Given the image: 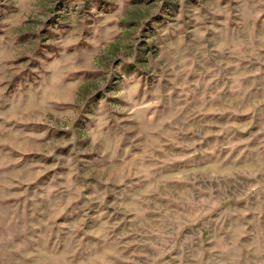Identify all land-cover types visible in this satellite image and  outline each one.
<instances>
[{"label":"rangeland","instance_id":"obj_1","mask_svg":"<svg viewBox=\"0 0 264 264\" xmlns=\"http://www.w3.org/2000/svg\"><path fill=\"white\" fill-rule=\"evenodd\" d=\"M0 264H264V0H0Z\"/></svg>","mask_w":264,"mask_h":264}]
</instances>
